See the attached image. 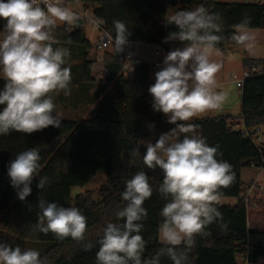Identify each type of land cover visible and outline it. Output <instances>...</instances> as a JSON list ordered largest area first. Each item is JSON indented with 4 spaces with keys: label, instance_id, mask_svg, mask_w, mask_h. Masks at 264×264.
Masks as SVG:
<instances>
[{
    "label": "trees",
    "instance_id": "trees-1",
    "mask_svg": "<svg viewBox=\"0 0 264 264\" xmlns=\"http://www.w3.org/2000/svg\"><path fill=\"white\" fill-rule=\"evenodd\" d=\"M91 7L94 16L103 21L106 30L114 39L113 21H123L129 29V41L141 38L152 44L169 45L180 41L164 42L174 26H165V13L169 8L194 9L203 5L210 14L220 17L222 31L217 33L223 39L215 48L226 51L240 46L231 39L235 25L250 17L247 28L264 29V3L223 2L221 0H81ZM57 45L75 49L81 58V70L76 73L77 85L74 97L77 101L94 103L104 93L93 109V117L81 121L60 118L59 128H48L25 134L11 131L0 135V242L13 247L18 244L11 237L22 241L45 243L40 252L43 264H97V241L104 227L112 223H123L116 217L126 202L121 193L126 181L137 172L144 171L153 189L152 196L143 207L147 217L141 221V232L146 247L142 258L154 256L162 247L158 226L162 222L160 210L168 202L158 191L163 173L160 169H148L143 163L146 148L139 142L146 137L154 138L169 131L162 112L153 110V98L148 88L155 83L150 79V65L137 59L131 76L122 68L123 54L107 51L103 59L105 76L97 80L93 75L95 59L89 53L93 47L86 37L82 25L73 31L56 26L53 30ZM182 44V43H181ZM170 49V48H169ZM244 69L252 66L262 68V73L248 77L242 87V111L239 116L213 115L197 118L189 123L198 125V133L209 146L218 147V160L228 162L232 167L234 181L227 188H220V197L238 199L234 205L216 204L222 219L208 225L205 236H196L195 246L189 251L188 264H261L264 261V227L254 226L250 215L264 218V201L246 202L244 198V168H264V145L252 140L257 128L264 126V59H244ZM5 81L0 78V90ZM95 91L90 93L93 87ZM113 85L114 91L110 92ZM108 105L107 107H105ZM3 106H0L2 110ZM245 127L250 136H244ZM35 148L40 155L37 175L31 183V194L24 200L18 199L16 189L11 186L8 166L17 154ZM133 148L140 149L139 156H132ZM107 175L106 188L112 191L100 200L93 198V192L71 196V190L86 185L98 171ZM46 178L44 188L37 184ZM55 202L63 207H75L86 217L87 229L82 241L71 237L59 238L35 228L42 210L38 200ZM262 215V217H261ZM261 219V220H262ZM92 244L86 249V244ZM183 248V245L180 246ZM238 257L243 261L239 262ZM261 260V261H260ZM160 264H173L167 256L160 257Z\"/></svg>",
    "mask_w": 264,
    "mask_h": 264
},
{
    "label": "clouds",
    "instance_id": "clouds-1",
    "mask_svg": "<svg viewBox=\"0 0 264 264\" xmlns=\"http://www.w3.org/2000/svg\"><path fill=\"white\" fill-rule=\"evenodd\" d=\"M0 19L5 21L0 30V78L5 81L0 90V135L11 131L30 135L49 126L59 128L62 121L53 94L71 93V70L64 67L70 49L53 47V30L57 21L74 26L80 16L65 6L64 0H0ZM219 20L203 5L191 10L169 8L165 13V26H174L175 30L164 42L180 41L184 46L167 53L148 92L153 110L162 112L174 127L161 133L154 143L141 141L146 148L144 165L163 173L158 191L168 202L160 210L158 233L162 247L154 256L142 258L146 242L141 235V221L148 215L143 204L153 189L147 174L139 171L126 181L121 193L126 204L116 217L123 223H108L97 241V264H160L161 256L169 257L173 264H188L196 236L208 235L206 227L222 219L215 205L220 203L218 190L234 181L232 166L218 160V147L209 146L198 133L199 126L189 123L199 114L219 108L224 100L223 94L215 90L220 64L211 60L213 50L223 39L217 34L222 31ZM250 20L245 17L234 26L231 39L237 44L252 46L254 36L247 30ZM113 25L112 43L118 55L128 47L130 32L121 20H114ZM135 63L129 53L122 68L131 73ZM131 155L139 156L140 149L133 148ZM39 160V152L30 148L17 154L8 166L11 186L21 201L32 192ZM45 183L46 178H41L37 187L42 189ZM38 205L42 210L35 225L38 231L52 232L59 238L84 239L87 220L79 209L44 199H39ZM91 247V243L85 245L86 249ZM0 264L43 261L35 249L22 250L19 245L0 242Z\"/></svg>",
    "mask_w": 264,
    "mask_h": 264
},
{
    "label": "rangeland",
    "instance_id": "rangeland-1",
    "mask_svg": "<svg viewBox=\"0 0 264 264\" xmlns=\"http://www.w3.org/2000/svg\"><path fill=\"white\" fill-rule=\"evenodd\" d=\"M262 1L264 3V0H226L223 2H259ZM76 8L78 10H81L80 5H76ZM174 10V8L172 7ZM247 30L254 36V41L252 43L251 47H246L244 45L240 46H235L232 48H228L227 51H221L217 48L213 50V54L211 56V60L213 62H216L220 64V69L216 73V78L215 80H218L220 83L217 84L216 91L218 89H221L223 91L225 96L230 98L232 95V100L231 98L229 99L231 104H233V110L231 111L233 115H239L241 114V100L240 96L238 93V90L240 88L237 87L235 81L232 79L233 75L238 76L239 78L242 77L243 71H244V65H243V60L244 59H264V29L260 28H247ZM85 34L86 37L89 39L91 44L93 45L89 55L91 58L95 59L94 67H93V75L96 77L97 80H100L105 76V71L103 68V59L105 53L107 51H113L114 46L111 45L106 49V51H101L98 50L96 47L97 44V37H96V32L93 31V29L89 26L86 27L85 29ZM183 47L184 45L179 43ZM174 47H176L177 42L172 43ZM56 47H64L70 49V58L67 60V63L64 65V67H70L71 70V84L70 88L74 89L76 87V73L81 70L80 63L82 62L81 58H79V55L77 51L69 46H64V45H57L54 46ZM144 46L140 47V55L144 60H147V62L150 65V77L155 78V71L152 69L151 63H153L154 54L148 52ZM141 58V59H142ZM161 69V68H160ZM97 85L92 88V92L95 91ZM114 91L113 85L110 88V92ZM62 93V101L58 103L61 104L58 107V112L60 114V118H69L73 119L71 116V105H73L71 102V98H69V95H64ZM59 95V94H58ZM57 94H53V98L56 100V97H58ZM71 95V93H70ZM224 98V99H225ZM61 100V98H60ZM99 100H95L93 103V108H95L98 104ZM106 105L105 107H107ZM85 114H82L83 116ZM88 115V113H87ZM93 114L91 113V116L89 117H84L83 119L87 118H92ZM192 119L191 121H193ZM254 137L256 138L257 143L260 146L264 145V126L260 127L259 130L254 133ZM259 137V138H258ZM142 140H150L153 142L154 138L152 137H146L140 140L139 142V147L140 148H145L143 145H141ZM242 178L244 182V195H245V200H248L246 202H260L264 201V168L262 167H251V168H244L243 173H242ZM107 175L104 170H100L96 173V175L84 186H77L72 188L71 190V196L75 198L79 194H85L86 192L92 191L93 192V198L95 200H100L103 197L107 196L112 189L111 188H106L107 184ZM253 181H256L258 183V188H255L253 192L251 193V196L248 197V192H249V187ZM237 202L236 198L233 197H220V204H226V205H234ZM262 217V215H261ZM259 216H253L252 214L250 215V222L254 224V226L258 225L259 222L262 223L260 226L264 227V218L261 220ZM11 239L14 240L15 243H17L22 250L24 249H35L39 253L43 251L47 247V244L45 243H35V242H28V241H22L16 237H11ZM160 241V239H159ZM42 250V251H41ZM239 262L243 261L242 257H238ZM261 261V260H260ZM261 264H264V261H261Z\"/></svg>",
    "mask_w": 264,
    "mask_h": 264
},
{
    "label": "built area",
    "instance_id": "built-area-1",
    "mask_svg": "<svg viewBox=\"0 0 264 264\" xmlns=\"http://www.w3.org/2000/svg\"><path fill=\"white\" fill-rule=\"evenodd\" d=\"M64 5L71 8L74 12H76L80 16V20L74 26H70V25L65 24L64 22L57 21V26H60L66 29L67 31H73L80 25H82L84 29H86V27L89 26L97 34L96 35L97 37L96 47L98 50L105 52L108 47H110L111 45L114 46V44L112 43L114 39L109 34V32L106 30L104 24L101 23L97 25L92 22L93 20H99V19L94 16V13L91 7H87L84 4V2H82L81 0H64ZM76 5H80L81 10H78L76 8ZM4 23L5 21L0 19V30H2ZM141 46L146 47L147 49L152 51V53L154 54L155 61H154V64L152 65L153 70H156L159 67L163 66L164 57L167 55L170 49L166 45L152 44V43L142 40L141 38L129 41L128 47H126L125 51L122 53L124 58L126 59L129 53H131L133 61H136L137 59L135 58V53L138 51V49ZM113 52H115V49H113ZM126 73H128V75L130 74L128 71H126ZM261 73H262L261 67L252 66L250 68L244 69L243 75L241 78H239L236 75H233L232 79L235 81L237 87L242 89L244 81L248 77L259 75ZM221 93L223 94L222 90H221ZM241 130L244 136H250L248 130L245 127H242ZM258 130L259 128H257V131ZM251 138L256 144H258L256 141V138L254 137V134ZM258 187H259L258 183L256 181H253L249 187L248 197L251 196V193L253 192V190ZM246 264H250V263H246Z\"/></svg>",
    "mask_w": 264,
    "mask_h": 264
},
{
    "label": "crops",
    "instance_id": "crops-1",
    "mask_svg": "<svg viewBox=\"0 0 264 264\" xmlns=\"http://www.w3.org/2000/svg\"><path fill=\"white\" fill-rule=\"evenodd\" d=\"M221 1H223V0H221ZM224 1H226V0H224ZM228 1H230V0H228ZM259 2H261V3H263L262 1H259ZM177 44L178 45H176V47H174L172 44H170L169 45V48H170V50H172V49H174V48H182V47H180L181 45L177 42ZM143 48H145L148 52H150V53H152V51H150L149 49H147L146 47H143ZM140 49V48H139ZM138 49V51L135 53V58L136 59H141L142 58V56L140 55V50ZM227 51V50H226ZM153 54V53H152ZM154 56V55H153ZM142 60H144L143 58H142ZM145 62H147V60H144ZM154 61H155V57H154V60H153V63H151V65H153L154 64ZM148 63V62H147ZM149 64V63H148ZM162 67V66H161ZM161 67H159L158 69H156V70H154L155 72L156 71H158V70H160V68ZM125 75L126 76H131L132 75V73H130L129 75H128V73H125ZM215 78H216V76H215ZM150 79L152 80V81H155V78H152V77H150ZM218 83H220L218 80H216V85L218 84ZM220 84H222V83H220ZM239 88V87H238ZM75 89V88H74ZM74 89H71V95H69V98H71V102H73L72 104L73 105H71V108L73 109V110H71L70 112H71V116H72V118L73 119H75V120H79V121H81V120H83V118L84 117H89V116H91V113H93V103H90V100L88 101L87 100V96L85 97V99L84 100H80V101H77L76 99H75V97H74ZM218 91H220L219 93H221V89H218ZM90 93H92V89L90 90ZM238 93H239V96H240V100H241V111H242V89H239L238 90ZM103 95H104V93H101L100 94V98L98 99L99 101L101 100V98L103 97ZM228 95V94H227ZM227 95H224L223 94V96H224V98H225V96H227ZM60 98H61V100H60ZM230 98H231V100H232V95L230 96ZM229 98V96L228 97H226L224 100H223V102H222V104H221V106L219 107V108H217V109H213V110H208V111H206V112H204V113H201V114H199L198 116H196V117H194L193 119L195 120V119H197V118H201V117H205V116H213V115H226V116H236V115H233L232 114V110H233V104H231V102H230V99ZM63 99H62V93H59V95H58V97H56V100L54 99V103H55V105H56V111L58 110V107H59V105H61V104H59L58 103V101L59 102H61ZM87 113H88V115H87ZM82 114H85V115H83V116H81ZM240 115V114H239ZM239 115H237V116H239ZM163 117H164V119L165 120H167L168 118L163 114ZM86 119V118H85ZM189 122H191V121H189ZM242 173H243V171H242ZM243 177V176H242ZM242 180H243V178H242ZM244 197H245V195H243ZM238 200V199H237ZM237 203V202H236ZM235 203V204H236Z\"/></svg>",
    "mask_w": 264,
    "mask_h": 264
}]
</instances>
